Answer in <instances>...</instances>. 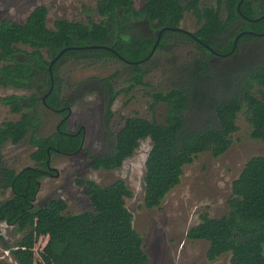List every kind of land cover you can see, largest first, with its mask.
Wrapping results in <instances>:
<instances>
[{"label":"trees","instance_id":"16d2710c","mask_svg":"<svg viewBox=\"0 0 264 264\" xmlns=\"http://www.w3.org/2000/svg\"><path fill=\"white\" fill-rule=\"evenodd\" d=\"M239 2L218 0L217 5L202 6V0H187L186 4L179 0H155L145 10L144 14L149 17L146 20L143 16L138 19L132 0H97L94 12L101 18L99 21L91 17L87 22L61 18L54 22V28L48 26V8L37 6L24 23L9 19L0 23V81L28 89L35 84L38 92L25 98L35 108L38 100L42 101L50 90L49 65L55 60L52 68L54 87L46 97L49 108L69 112L77 101L98 93L106 106L105 124L108 125L112 118L111 107L118 95L144 84L149 70L142 67L152 59L154 54H150L161 29L166 28L156 50L170 44H193L199 51L195 64L200 76L212 72L214 62H210V57L233 58L241 41L264 38V35H258L264 32V0H244L241 12ZM186 10L192 12L199 24L192 35L169 29L180 27ZM259 17L262 18L254 21ZM154 19H159L158 25L152 23ZM247 30L256 34H242L231 53L236 37ZM144 31L150 34H144ZM19 56L25 63L5 64L16 61ZM110 60L122 61L133 74L128 88H115L112 80L120 73L117 70L115 75L106 78L80 81L70 96L65 97L64 83L60 79L65 62ZM234 70L231 78L243 72L242 81L232 79L235 88L231 96H227V92L211 99L208 110H211L213 120H206V125L197 123L192 127L187 118V112L192 110L196 115L200 107L201 91L197 85H191L194 89L181 84L166 91H155L150 94L151 108L161 107L162 110L152 118H125L123 126L112 134L113 141L108 150L91 156V168H121L139 149L141 141L149 138L152 145L145 161L144 206L152 210L161 208L167 195L181 183L185 167L199 155L210 153L219 157L230 149L241 112L252 126L251 137L264 142V58H258L256 64L245 69ZM38 74L43 75L42 85L34 81ZM45 85L47 88L43 91ZM24 97L11 94L5 100L20 109V100ZM201 108L204 112L207 110L204 106ZM37 121L26 115L23 123L0 128V175L4 167L1 148L8 140L6 137L11 134V140L19 143L28 135L31 126L35 130L30 142L42 149L45 160L44 169L25 167L13 175L8 180L12 197L0 203V221L13 226V234L19 235L14 242L6 243L0 232V240L11 251L16 263L41 264L35 245L42 235H47L50 239L42 257L48 264H149L144 239L135 229L127 209V200L133 197V192L123 179L106 186L92 179H77V184L85 187L93 207V211L81 215L63 214L68 203L61 198L52 199L46 205L36 204L41 181L50 174V162L47 163L50 156L56 152L73 153L83 142L80 132L68 129L67 120L52 136L39 137ZM231 188L228 199L231 214L222 217L203 214L200 222L187 232L190 240L209 242V261L217 260L231 249L244 250L249 244L264 250V156L250 158Z\"/></svg>","mask_w":264,"mask_h":264},{"label":"rangeland","instance_id":"374dc122","mask_svg":"<svg viewBox=\"0 0 264 264\" xmlns=\"http://www.w3.org/2000/svg\"><path fill=\"white\" fill-rule=\"evenodd\" d=\"M152 1L155 2L132 0L133 10L138 14V19L142 16V19H149L144 13ZM179 1L186 4L187 0ZM217 2L218 0H202L201 5H217ZM96 3L97 0H0V23L4 19L24 23L29 14L37 6L42 5L49 10L50 28H54V22L61 18L87 22L91 17L99 21L101 18L94 12ZM159 22V19H154L152 23L158 25ZM180 28L191 32L199 28L196 17L189 10L185 11ZM23 49L30 50L26 46H23ZM197 58L199 51L193 44H170L156 50L150 62L142 67L149 70L144 78V84L131 87L118 95L111 107L112 118L109 119L108 125L105 124L106 106L100 94H89L77 101L70 109L68 129L80 132V137L83 136L82 146L73 153L56 152L50 156V174L41 181L36 204L46 205L52 199L61 198L68 203V209L63 214L81 215L88 210L93 211V207L85 194V187L79 186L77 179H92L103 186L123 179L133 192V197L127 200V209L133 217L135 229L144 239L149 264H264V250L257 249L253 244H249L244 250L231 249L217 260L209 261L207 259L209 242L190 240L187 237L190 227L200 222L203 214L211 217L231 214L228 199L232 193L233 180L239 176L250 158L264 156V142L251 137L252 126L244 113L241 112L237 117L238 130L232 136L230 149L219 157H214L210 153L201 154L192 164L187 165L181 183L167 195L161 208L148 210L144 206L145 161L152 145L149 138L141 141L136 153L119 169L95 170L90 166L91 156L108 150L113 141L112 134L123 126L125 118L135 116L152 118L162 110L161 107L151 108L150 94L155 91H166L181 84L191 88L197 85L195 87L201 91L198 105L200 107L195 112L196 115L192 114V110L187 112L189 123L194 127L197 123L206 125V120H213L211 110H208L211 99L227 92H229L227 96H231L235 88L232 86V79L240 81L244 73L242 72L240 76L232 75V78L231 74H234L235 68L245 69L246 66L256 64L258 58H264V38L258 37L241 43V52L233 58L210 57V62L212 64L214 62L213 70L204 76L199 75V69L195 64ZM16 63L23 64L25 59L19 56L16 61L5 62L8 65ZM117 70L120 73L112 80L115 88H128L132 84L133 74L122 61L65 62L60 71L65 97L70 96L71 90L80 81L87 78H106L115 75ZM41 79L43 75L38 74L34 81L37 85H42ZM17 87L19 86L0 81V128H6L11 123L21 124L25 116L30 115L34 120H38L36 131L39 137L52 136L60 120L68 112L59 114L47 108L40 100L33 108L30 101L25 98L38 92L35 90V84L29 89ZM46 88L47 85L43 91ZM11 94L25 96L20 100V109L5 100V97ZM201 106L207 110L202 111ZM34 130L35 128L31 126L28 135L19 143L11 140V134L6 137L8 140L1 148L4 167L0 175V203L12 197L8 180L13 175L25 167L45 168L42 149L30 142ZM13 231V226L0 221V232L6 243H12L19 238ZM49 239V236L42 235L35 245V252L41 264H48L44 261L42 253ZM0 264H17L2 240Z\"/></svg>","mask_w":264,"mask_h":264},{"label":"water","instance_id":"95a60500","mask_svg":"<svg viewBox=\"0 0 264 264\" xmlns=\"http://www.w3.org/2000/svg\"><path fill=\"white\" fill-rule=\"evenodd\" d=\"M244 0H240V2H239V4H238V10L241 12V10H240V6H241V4H242V2H243ZM262 17H264V15L262 16ZM262 17H259V18H257V19H255L254 21H258V20H260ZM166 28H163V29H161L160 31H159V36H158V39H157V41H156V43H155V45H154V47H153V50H152V52H151V54H150V56H152L154 53H155V51H156V48H157V46H158V44H159V42H160V39H161V36H162V34H163V32H164V30H165ZM169 29H175V30H180V31H184V32H186V33H188V34H191L192 35V32L191 31H188V30H185V29H182V28H169ZM244 33H248V32H242V33H240L237 37H236V41H235V44H234V47H233V49L231 50V53L232 52H234V50H235V48H236V46H237V40L239 39V37L242 35V34H244ZM253 34H256V33H253ZM258 35H264V32L263 33H261V34H258ZM208 46V45H207ZM94 47H96V46H94ZM208 48L210 49V47L208 46ZM212 49V48H211ZM214 53H217V54H219L217 51H215V50H212ZM63 53V51L59 54V56L61 55ZM58 56V57H59ZM57 57V58H58ZM127 61V60H126ZM54 62H55V60H53V61H51V63H50V65H49V72H50V79H51V86H50V90H49V92H47L44 96H43V98H42V101H43V103L46 105V106H48V104H47V102H46V97L48 96V94L52 91V89H53V87H54V75H53V64H54ZM127 62H129V61H127ZM131 63V62H130ZM134 63V62H133ZM49 150V149H48ZM47 163L49 164V160L47 161Z\"/></svg>","mask_w":264,"mask_h":264},{"label":"flooded vegetation","instance_id":"af4514ba","mask_svg":"<svg viewBox=\"0 0 264 264\" xmlns=\"http://www.w3.org/2000/svg\"><path fill=\"white\" fill-rule=\"evenodd\" d=\"M244 32H248V33H253V31H250V30H247V31H244ZM259 34H261V33H259ZM241 43H242V41L240 42V46H239V50L238 51H235V53L237 54L238 52H241ZM43 98V97H42ZM42 103H43V101H42ZM44 104V103H43ZM45 105V104H44ZM46 106V105H45ZM47 108H49V106H46ZM50 109V108H49ZM54 111V110H53ZM55 112H58L59 114L60 113H62L63 112V109L61 110H55ZM69 114H70V110H69V112H68V114L66 115V116H64V117H62V119L60 120V122H59V124H58V126H57V130H59L60 129V125L65 121V120H67L68 121V116H69ZM49 168H51V166H50V164H49V166H48Z\"/></svg>","mask_w":264,"mask_h":264}]
</instances>
